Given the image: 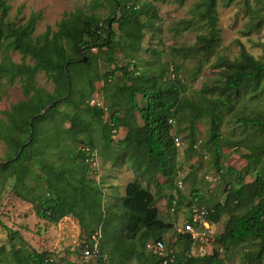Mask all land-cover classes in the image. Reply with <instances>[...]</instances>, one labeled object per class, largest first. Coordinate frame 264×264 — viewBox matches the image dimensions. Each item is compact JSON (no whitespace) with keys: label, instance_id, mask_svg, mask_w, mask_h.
<instances>
[{"label":"trees","instance_id":"1","mask_svg":"<svg viewBox=\"0 0 264 264\" xmlns=\"http://www.w3.org/2000/svg\"><path fill=\"white\" fill-rule=\"evenodd\" d=\"M139 1L127 6L123 0H112L115 10L105 21L96 15L77 11L62 19L56 31L49 26L38 37L34 33L43 17L42 12L32 13L27 22L19 27L0 22V53L7 48L35 61L33 65L17 64L8 55L0 59V80L6 79L9 86L20 82L26 98L13 105L6 113L9 125L0 122V138L14 150L13 156L4 162L0 161V187H5L9 180L15 179V195L31 204L36 216L46 224H59L63 219L72 217L78 220L80 228L88 234L101 229L102 240L105 238L106 245H109L119 233L118 221L124 229L122 242H129L132 246L138 242L142 248H146L150 240L163 241V235L172 229V225L159 217L160 211L156 206L158 197L149 187H143L141 181H131L126 185L125 195L120 200L118 214H107L104 209V193L99 186L101 170L100 179L96 180L86 163V154L80 152L79 148L88 147L97 151L100 159L111 163L114 169L129 166L142 180L153 182L157 186L159 176H163L173 187L179 171L175 164L178 150L169 121H189L192 140L190 148L194 149L195 122L203 117H211L210 141L216 147L217 155H221L223 143L219 125L223 118L217 115V111L230 108L234 100H241L244 94L249 93L252 85L255 90L260 87L264 81V62L256 60L242 48L240 63L227 66L220 84L215 88L221 92L220 96L213 99L206 96L199 102H194L185 96L183 83L174 74L173 78H168L167 70L159 60H156L157 70L153 76L146 73L140 75L141 67L136 61H131L126 67H116L110 74L112 82L115 75L122 72V84L116 86L113 94H109V87L106 88V97L113 101L109 106L104 98L108 108L106 116L102 109L91 108L87 104L93 94L98 92L96 83L101 81L98 73L89 72L91 69L88 67L93 61L90 51L106 49L111 64L116 62L114 54L117 49L130 58L142 51L145 31L151 26L153 19L157 18L155 3L171 0ZM175 1L183 5L187 0ZM219 1L226 0H200L198 4L199 17L206 23L209 32L198 36L197 44L199 50L206 55H210L220 44V34L216 27ZM119 8L120 17L117 18ZM10 9L5 0H0V12L4 16H7ZM109 24L118 25L123 37L122 47L117 40L116 31L113 28L110 31ZM124 47H128L132 55L127 56ZM84 58H87V62L83 61ZM177 71L178 67L173 72ZM41 72L54 82V93L36 86V76ZM80 75L88 79L83 87L75 85ZM117 91L119 94L116 95ZM202 91L209 93L205 89ZM139 95L145 101L143 107L137 101ZM61 103L77 109L74 114L61 113L70 126L56 127L51 135H39L40 122L58 113ZM47 108L50 109L42 114ZM136 113L140 115L143 125L139 124ZM84 115L101 125L103 139L107 148L112 149V154H104L102 157L96 143L89 137L75 151H69L67 161L55 163L47 159L46 150L62 151L66 140L76 142L80 134H89L92 123ZM31 125L32 139L27 143ZM254 125L263 130L264 120H256ZM121 129L126 130V134L117 138L119 142L113 147V131L121 133ZM263 155L264 147L261 153L247 157L248 165L257 171L254 181L246 183L244 177L238 176L236 182L228 188L225 202L214 207L210 218L211 221L218 222L222 216H229L224 232L219 237L220 245L226 249L248 240L259 242V251L245 257L250 264H255L264 255ZM33 166L39 167L41 174ZM227 173L241 175L234 168H229ZM29 179L35 180V183L30 184ZM180 197L183 198L181 193ZM174 198L172 196L168 202L171 212ZM177 205L175 211L179 208ZM2 225L8 232L11 250L7 256H0V264H10L8 258L16 264L53 263L46 262L52 259L46 252L29 250L19 231ZM91 236L80 246L81 255L86 245H91ZM179 237L180 252L172 254L167 250L169 256L160 258L154 264H165L166 259V264H220L218 255L202 258L192 255L191 236L180 234ZM172 256L174 260L171 262Z\"/></svg>","mask_w":264,"mask_h":264},{"label":"rangeland","instance_id":"2","mask_svg":"<svg viewBox=\"0 0 264 264\" xmlns=\"http://www.w3.org/2000/svg\"><path fill=\"white\" fill-rule=\"evenodd\" d=\"M5 1L11 9L7 16L0 12V22L13 24L14 27L25 24L32 13L42 12L43 17L36 26L35 37L43 35L49 26L56 31L62 19L77 11L86 15H96L105 21L115 10L112 0ZM123 1L125 5L131 6L137 0ZM144 1L140 0L139 2ZM199 2L200 0H187L183 5L178 4L175 0L156 2L157 18H154L151 26L146 29L142 51L135 54L134 58L125 57L117 49L114 54L116 62L111 64L108 61L106 49L90 51L93 61L88 67L91 69L89 72L98 73L101 77V81L96 83V91L98 90L102 98L106 99L109 106L113 101L106 97V88L109 87L111 89L109 94H113L116 86L122 84V72L119 71L112 82H110V74L116 67H126L131 61H136L137 65L141 67L140 75L146 73L148 76H153L157 70L156 60H159L167 70L168 78H173L174 74L183 83L185 96L194 102H199L206 96L212 99L220 96L221 92L216 91L215 88L220 84L227 66H236L240 63L242 48H245L256 60L264 62V0L218 2L216 27L220 34V44L210 55L201 52L197 44L198 36L206 35L209 32L206 23L199 17L197 11ZM119 17L118 13L117 18ZM143 21L147 20L143 19ZM112 28L116 31L117 40L122 47L121 39L123 37L118 25L114 24ZM124 51L127 56L132 55V51L128 47H124ZM6 55L17 64L33 65L35 62L31 57L24 56L18 51L4 48L0 53V59ZM177 67V73L173 72ZM87 82L88 79L80 75L75 85L81 87ZM36 86L49 93L55 91L54 82L49 80L44 72L36 76ZM203 89L209 93L205 94ZM117 94H119L118 91ZM23 100L26 98L20 82L17 81L14 85L9 86L6 79H1L0 122L9 125L6 113L11 110L13 105ZM137 101L141 107L145 106L142 96L139 95ZM58 108L59 112L53 114L52 118L40 122L39 135H51L56 127L68 128L70 126L67 118L61 113L74 114L77 109L63 103ZM217 115L223 118L219 125L223 143L222 153L219 156L216 153V147L210 141L211 117H203L195 122L194 149L190 148L192 140L189 121L181 120L179 122L176 120L173 125V132L180 136L186 144L175 159L176 168L184 169L186 176L183 189L177 188V180L172 187L163 176H159L158 186L153 182L142 180L134 171L120 177V173L126 169L130 171L131 168L124 166L115 170L111 163L100 159V163H102L99 186L104 193L105 212L107 214L117 213L120 209L122 192L123 195L125 194L126 185L131 181H141L143 187H149L158 199L166 203L165 209L160 212L159 217L165 223L172 225V229L163 235V241L168 252H172V254L180 252V234L177 229L182 226L185 215L191 206L196 205L213 210L216 205L225 202L227 190L236 182L238 176L244 177L246 183L253 182L256 177L257 171L248 165L247 157L261 153L264 147V129L254 125L256 120H264V81L256 90L252 85L249 93L244 94L241 100H234L230 108L218 110ZM83 117L92 123L89 134H80L76 142L66 140L62 151L46 150L47 159L55 163L67 161L69 151H75L76 147L87 142L89 137L96 143V148L102 157L104 154H112V149L107 148L103 139L101 125L87 115ZM136 117L139 124L143 125L138 113H136ZM117 138H112L111 145L113 147L117 146L119 142ZM13 155V148L0 138V161L4 162ZM262 160H264V155ZM229 168H234L241 175L227 173ZM33 169L41 174L39 167L33 166ZM223 172H225L224 179L222 178ZM28 182L34 184L35 180L29 179ZM14 185L15 179H11L5 187H0V256H7L11 250L8 232L2 225L4 224L21 233L29 250L39 253L46 252L51 256L52 264H154L160 259L158 255L147 253L138 242L135 246L129 242H122L121 236H123L124 229L122 224L117 221L118 235L109 245H106L105 238L101 241L103 261H84L81 257L80 246L93 233L84 232L80 228L78 220L72 217H70L71 221L59 224L43 223L36 216L33 206L15 195ZM180 193L183 198L180 197ZM172 196L175 197L174 199L178 201L179 205L175 212L170 211L168 203ZM194 197L195 199H193ZM228 219L229 216L224 215L216 222L217 225L211 229L209 239L199 249L192 248L193 255L200 258L218 255L220 264H250L245 260V257L252 252L259 251L258 241L248 240L229 249L222 247L219 243V237L224 232ZM16 244L19 246L18 242ZM8 262L16 264L11 258H8ZM255 264H264V255Z\"/></svg>","mask_w":264,"mask_h":264},{"label":"built area","instance_id":"3","mask_svg":"<svg viewBox=\"0 0 264 264\" xmlns=\"http://www.w3.org/2000/svg\"><path fill=\"white\" fill-rule=\"evenodd\" d=\"M88 106L91 108H99L102 109L105 115H108V108L106 103L99 92L93 94L90 100L87 102ZM176 123L175 119H171L169 124L173 125ZM120 137V132L117 130L113 131V138ZM175 146L179 151L185 148L186 144L182 140L180 136H177L173 133ZM79 151L86 154V163L89 164L92 174L96 180L100 179V170L101 163L100 157L97 151L92 150L88 147H80ZM184 169H179L177 175L176 186L178 189H183L184 180H185ZM174 207L172 208V212H175V206L177 205V200L173 201ZM214 213L213 210H209L205 207H199L196 205L191 206L186 215L184 222L180 228L177 229L179 234H188L191 236L193 240V249L197 247H201L210 237L211 229L213 226L217 225L216 222L211 221V215ZM102 231L98 229L97 232L92 234L90 238L91 245H86L84 251L82 252V259L84 261H100L104 258L102 254ZM147 253L158 255L160 258H167L169 256L167 252L166 244L163 241H151L147 243L145 248ZM193 255V251L191 253ZM174 260V256L170 258L172 262ZM53 260H47L46 262H52ZM167 259L164 263H167Z\"/></svg>","mask_w":264,"mask_h":264},{"label":"crops","instance_id":"4","mask_svg":"<svg viewBox=\"0 0 264 264\" xmlns=\"http://www.w3.org/2000/svg\"><path fill=\"white\" fill-rule=\"evenodd\" d=\"M122 133V134H121ZM121 133H120V137L121 136H125V134H126V132L123 130V129H121ZM122 168V167H121ZM121 168H119V169H121ZM116 170V169H115ZM129 170H124L122 173H120L119 175H120V177L123 175V174H128V173H130V172H132L133 173V170L131 169L129 172H128ZM119 179V178H118ZM121 179V178H120ZM126 188V187H125ZM151 192L153 193V191L151 190ZM154 194V193H153ZM125 195V194H124ZM123 195V192H122V197L124 196ZM155 195V194H154ZM164 201V200H163ZM162 201H161V199H158V201H157V204H156V206H157V208L159 209V211L161 212V211H163V209H165V205H166V203H161ZM71 219L72 218H70V217H67V218H65V219H63L62 221H61V223H63V222H66V221H68V220H70L71 221ZM43 223H45L46 224V222H44L43 221ZM48 224V223H47ZM73 224H74V222H73ZM49 225H51V224H49Z\"/></svg>","mask_w":264,"mask_h":264},{"label":"water","instance_id":"5","mask_svg":"<svg viewBox=\"0 0 264 264\" xmlns=\"http://www.w3.org/2000/svg\"><path fill=\"white\" fill-rule=\"evenodd\" d=\"M120 8H119V11H118V13L120 14ZM109 29H110V31L112 30V25L111 24H109ZM84 62H87V58H84V60H83ZM50 108H47L46 110H44V112L42 113V114H45L48 110H49ZM32 133H33V126L31 125V134H30V138H29V140H28V142L27 143H29L30 142V140L32 139ZM23 149V148H22ZM21 149V150H22Z\"/></svg>","mask_w":264,"mask_h":264}]
</instances>
